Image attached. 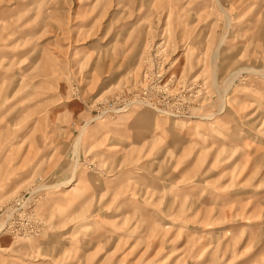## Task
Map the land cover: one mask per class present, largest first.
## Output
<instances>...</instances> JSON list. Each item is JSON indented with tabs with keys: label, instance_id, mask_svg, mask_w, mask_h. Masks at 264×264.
I'll return each instance as SVG.
<instances>
[{
	"label": "rangeland",
	"instance_id": "1",
	"mask_svg": "<svg viewBox=\"0 0 264 264\" xmlns=\"http://www.w3.org/2000/svg\"><path fill=\"white\" fill-rule=\"evenodd\" d=\"M0 264H264V0H0Z\"/></svg>",
	"mask_w": 264,
	"mask_h": 264
},
{
	"label": "bare ground",
	"instance_id": "2",
	"mask_svg": "<svg viewBox=\"0 0 264 264\" xmlns=\"http://www.w3.org/2000/svg\"><path fill=\"white\" fill-rule=\"evenodd\" d=\"M116 110H118V109H116Z\"/></svg>",
	"mask_w": 264,
	"mask_h": 264
}]
</instances>
